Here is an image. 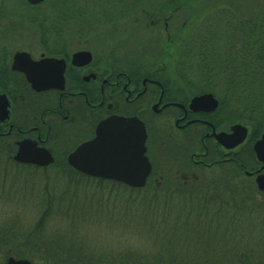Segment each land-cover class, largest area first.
I'll use <instances>...</instances> for the list:
<instances>
[{
    "label": "trees",
    "instance_id": "trees-1",
    "mask_svg": "<svg viewBox=\"0 0 264 264\" xmlns=\"http://www.w3.org/2000/svg\"><path fill=\"white\" fill-rule=\"evenodd\" d=\"M108 1L111 5L116 3L125 6L121 12L109 10L107 12L109 16H100L101 20L109 26L108 28L113 29L114 27L111 25L115 24L112 23L118 22L126 13L131 15L133 12L129 18L130 22H133L136 13L139 14L142 10L150 8L149 4H155L157 0ZM258 1L260 4L253 8L254 10L251 7V10L242 17L235 15L239 14L235 10L229 11L232 14L230 17H226V14L224 16L220 14L218 17L217 13H221L220 10L212 17L207 15L208 12L204 13L202 18L207 20L210 17L211 25L209 28H204V31L200 27L197 28L195 33L198 32V36H193L194 42L191 45L188 40L183 43L178 42V47H176L179 51H176L178 55L173 70L170 58L163 57L164 54H158L151 64L155 67L163 62V65L159 67L164 70L166 68L164 81H170L167 82L170 86H175V84L183 86L189 79V88L183 87L187 92L192 93V96L207 92L212 94L218 101L216 122L213 123L215 127L220 123L229 127L239 124L249 130V136L252 139L264 134V0ZM59 3V0H44L41 4L31 6L27 0H0V23L7 20L4 18L6 14L13 17V21L28 27L35 38H38L37 44L43 53L49 56H64L65 53L67 54V50L74 45L75 38L87 37L91 34V29L94 26L102 25V22L93 13H81V10H79L80 13H73L78 9L74 11L71 6H78L77 0H61V5H57ZM63 5H69V8ZM174 5L181 6L182 4L175 0ZM52 6L57 10H54ZM134 9L136 10L133 11ZM208 9L207 6L205 10ZM205 10L198 11V14ZM202 18L201 20H203ZM227 28L231 32L235 31L234 35H240V37H228L230 31ZM239 28L242 29L241 34L237 32ZM97 38L98 36L95 34L94 39ZM224 38L227 39L228 45L223 48L222 45L226 42L220 45L219 41ZM170 50H172V45ZM9 54V47L7 48L5 45L0 48L1 87L10 82L7 76V72H9L7 56ZM150 54L154 56L156 52L151 49ZM125 55L123 59L130 60L127 62L122 60L125 65L116 63L112 58L107 63L105 62L104 66L115 67L114 65L117 64L116 68L130 69L133 66L137 68L138 65L131 63V59ZM96 60L98 61V58ZM126 63H130L129 66ZM176 142L177 140H174L170 142L172 145H166V140H157L153 134L150 136L146 155L151 164V172L144 188L141 189H128L113 182L81 176L66 166V168L62 167V172L66 174L69 172L72 180H81L82 184L85 180V183H91L96 187L110 188L117 194L121 193L125 202L124 212L130 215L132 210L136 213L141 211L136 214L139 220H136L134 225L141 223L140 226H142V222L148 223L146 228L153 235L154 246L156 245L158 248L160 242L166 245L170 240L173 242L176 238L180 237L181 239L178 229L183 223V219L172 220L165 210L162 212L163 205H160L159 198L170 199L172 194L179 196L184 195L182 193L194 192L192 191L194 189L188 187L184 181L170 183L174 185L171 190V185H168L170 180L163 177L162 170H160L162 162L149 150V147L154 143L158 146L157 155L160 156L161 161L166 159L165 155H167L170 162L166 160L167 163L163 166L168 167L169 176H173L171 174L173 170L178 165H182L181 157L188 159L191 152L177 147ZM11 144L8 140L0 137V162L8 164L7 167L14 171L17 170L18 174L13 176L11 182L20 183L21 187L22 183L26 181L23 175L32 178L31 176L39 173V170L35 167L16 164L13 160L15 148ZM211 151L212 149L209 148L208 153L210 154ZM236 154L233 155L235 156L234 161L241 160L242 157L249 154V148L241 147ZM251 158L249 156V159ZM231 164L236 172L239 171V174H235V183L230 188L207 184L206 187L203 185L198 189L205 192L199 194L196 192L191 195V199H197L198 203H194L195 205L202 203L200 212L207 213L212 210L214 214L210 218L199 215V218L194 220L195 222L192 219L189 221V224L197 223L199 225L201 234L203 231H209L211 235H214V241H217V246L216 244L210 245L208 249L212 250L208 252L206 248L205 253L200 257L183 250L181 251L188 255H178L179 252L175 253L167 245V249L159 247L160 251L141 252L140 255L123 250L88 249L77 240L74 242L64 239L57 235L58 232H54L51 237L47 236L45 233L49 219L39 213L35 224L32 227L29 225L27 232H23L24 230L21 229L22 221L0 223V264H5L10 257L25 259L31 264H264V234L258 235V228L264 229V224H262L264 223V201L260 203L256 199L258 192L254 185L243 176L240 166L236 162ZM26 171L34 173L30 174ZM158 178L162 180L161 183L158 182ZM193 182L188 184L191 185ZM76 191L71 189L70 199ZM207 191L209 193L213 191L212 194L210 193L213 197ZM43 193L44 198H54L51 190ZM210 196L214 200L220 201L221 206L217 204L215 207L216 203H207ZM106 203L103 201L101 204ZM167 205L165 204V206ZM57 207L62 208L60 210L62 212L66 210L65 202L46 204L47 211ZM33 215L37 216L34 210ZM143 218H146L147 221H143ZM211 225L219 230L215 233ZM245 226L249 227L251 233L243 235ZM233 232L236 233L231 234Z\"/></svg>",
    "mask_w": 264,
    "mask_h": 264
},
{
    "label": "rangeland",
    "instance_id": "rangeland-1",
    "mask_svg": "<svg viewBox=\"0 0 264 264\" xmlns=\"http://www.w3.org/2000/svg\"><path fill=\"white\" fill-rule=\"evenodd\" d=\"M59 1L60 3L57 5H61V0ZM178 1L182 4L181 6H175V0H157L155 4H149L150 8L142 10L139 14L136 13V17L133 22H130L129 19L133 15V12L131 15L126 13L124 17L120 18L118 22L116 21L115 23H112L115 24L111 25L114 27L113 29H109V26L106 25L104 21L101 20V18L109 16L107 14L109 10H113L117 13L121 12V10L125 8L124 5L116 3L111 5L108 0H104L103 2L102 0H77L79 7L77 5L74 7L71 6L74 11L75 9H78L73 13H80L79 10L82 11L81 13H93L94 16H98V19L102 22V25L94 26V30L91 29V34L83 39L75 38L74 45L71 46V49L67 50V54L71 55L81 51H88L91 52L95 58H98V62L104 63L105 65V62L107 63L109 59L112 60V58L116 63L119 64H124L122 60L126 62L130 61L129 59H123V56L127 53L125 56L131 59V63L138 65L137 68H134L135 70H138V68L144 67L148 64H152L154 59L157 58L158 54H164L163 57L170 58V64H172L171 69L173 70L178 55V52L176 51H179L177 48L178 42L181 41V43H183L184 41L188 40V43L191 45L194 42V37L198 36V32L195 33L197 28L200 27L202 31H204V28H209V25H211L209 18L212 17L213 14L217 13L218 10L221 12L217 13L218 17H220V14L223 16L226 14V17H230L232 14L229 11L232 12L233 10L239 13L235 15L242 17L251 10V7L253 9L257 7L258 4H260L258 0ZM63 6H67L69 8V5ZM207 6L209 9L205 10ZM52 7L54 10H57V8L54 6ZM200 10L205 11L201 13L199 12L198 14V11ZM206 12H208L207 15H211L207 20L206 18H202V15ZM4 18L7 20L0 23V48L5 45L7 48H10V54L7 56L8 70H10L12 56L17 52H26L33 58L38 59L43 53L38 47V38H35V36L32 34V31L28 27L19 25L20 23L13 21V17H9V15L6 14ZM201 18L203 20H201ZM227 30L230 31L228 37H240V35H234L235 31L231 32V30L228 28ZM237 32L241 34L242 29L239 28ZM95 34L98 36L97 39H94ZM223 42L226 43L223 44L222 47H227L228 42L226 38L220 40L219 44L221 45ZM171 45L172 50H170ZM150 48L156 52L154 56L150 54ZM129 52L131 53L130 55ZM126 64L129 66L130 63ZM162 64L163 62L160 63L159 66ZM116 65L117 64L114 66L117 67ZM159 66L155 65L154 67L151 65V68L147 69V71H153V69L158 70V76L160 73H162L159 78L164 81L163 79H165L166 76L164 72L167 70L166 68L164 70ZM117 69L123 70L122 73H125L127 76H129V78L136 74L133 69H126L123 67H119ZM179 70L181 71L182 69ZM7 73L9 81H11L14 76H12L10 72ZM179 86V84H175V87ZM183 86L189 88V79L186 80L185 85ZM232 126L230 125L229 127L228 125L225 126L220 123L219 125H216L215 129L218 131H228V128H231ZM158 131L160 130H156V132ZM154 137L155 139L157 138L156 135ZM11 140L13 141V138H11ZM180 140H177L176 142L177 147L191 151L189 155L195 154L193 160L196 163H200L195 164V168L193 170L191 169V171L178 170L174 174L175 176H169V172L164 167V164H166L167 161L170 162L167 155H165L166 159L164 158L161 161L160 156L157 155L159 152L158 146L154 145V143H152L153 145L149 147V150H151V153H153L155 157L160 162H162V169L160 170H162L163 177H167L170 180L168 185H171V190H173L174 185L170 183H175L177 181H184L188 187L194 189L192 190L194 192L182 193L184 195L175 196L172 194V198H170L169 195L170 199L163 200L162 197L159 198L160 205H163L162 212L165 210V213H168L172 220L183 219V223H181V226L178 229V233L181 234V239L180 237L176 238L173 242L170 240L166 245L175 253L179 252L178 255H188L183 252L186 251L189 254L200 257L201 254L205 253L204 250L206 248L208 252L212 250L208 249L210 248V245L216 244L217 246V241H214V235H211L209 231H203V234H201L199 225H197V223L189 224V221L191 219L193 221L197 220L199 215L210 218L213 214V211L211 210L212 213L210 211L207 213L200 212L202 203L195 205L194 203H198L197 199H191V195L195 194L196 192L198 194L205 192L198 189L203 185L206 187L207 184L211 186L220 185V187L228 189L235 183V174H239V171L236 172L232 167L233 164L231 163H219L225 159L223 158V153L226 151L221 152V154L220 151L223 150H220V145L216 142L214 145L215 147L213 146L214 149L212 147V142L209 143L212 150H215V154L213 155L214 159L211 158V155L203 159L201 158L202 156L199 158V155H202V145L200 142H197L195 139L189 143L184 141L183 144ZM240 148L241 147L235 149L233 152L237 153ZM190 157L185 159L188 164L189 162L192 163V161L189 160ZM233 158L235 159V156H233ZM236 159H238L237 156ZM241 162H244V166L248 171H251V166L245 162V157L241 159ZM7 165L8 164H2L0 162V223H3V221H22L23 223L21 229L22 231L24 230L23 232H27L29 225L32 227L35 224L37 217H39L38 214L41 213L43 217L49 219L48 225L46 227V233L44 232L47 234V236L51 237L54 232H58L57 235L63 237L64 239L74 242L77 240L88 249L123 250L124 252L130 251L137 255H140L139 253L141 252L153 253L160 251L161 249H159V247L162 249H167L165 243L163 242L159 243L158 248H156V245L154 246L153 235L150 234L149 229L146 228L148 223L142 222V226H140L141 223L134 225V222L139 220L136 214L141 211L136 213L132 210L130 211V215L125 213V202L121 197V193L117 194L111 191L110 188L104 189L101 187H96L91 183H85V180L83 184L81 180H72L69 172L67 174L62 172V167L65 166L63 164L59 165L58 163H54L53 166L37 168L39 173H35L33 176H31L32 178L29 176L25 177L23 175V178L24 180L26 179V181L23 182L20 187V183L11 182V180L14 178L13 176L18 174L16 173L17 170L14 171L12 168H8ZM66 167H68V165H66ZM255 169H258V167L256 166ZM26 172H29L30 174L34 173L32 171ZM158 179V182L161 183L162 180L160 178ZM248 180L250 181V179ZM191 182L193 183L189 185L188 183ZM113 183L119 184L117 182ZM253 185L258 192L256 194V199L260 203L263 202L264 192L260 193L258 191L255 182ZM44 188L45 191L51 190L53 192V199L44 198ZM71 189L77 191L70 199ZM212 192L213 191L210 193L212 194ZM210 193L209 195H211ZM211 196L207 203H216L215 207H217V204L221 206L220 201L214 200L212 198L213 196ZM103 201L104 203H107L102 205L101 203H103ZM165 201L172 203H166ZM63 202H65V211H60L62 208L59 207L54 208L51 211H47L46 204H59ZM165 204L168 205L165 206ZM33 210L37 215L36 217L33 215ZM154 216L159 218L157 215ZM176 216L178 217L176 218ZM143 221H147L146 218H143ZM195 226L198 228L197 230ZM211 227L213 230H215V233L219 230V228H214L212 225ZM245 227L243 228V235L248 234L249 232V227ZM235 233L236 232H233L231 234ZM263 234L264 229L258 228V235Z\"/></svg>",
    "mask_w": 264,
    "mask_h": 264
},
{
    "label": "flooded vegetation",
    "instance_id": "flooded-vegetation-1",
    "mask_svg": "<svg viewBox=\"0 0 264 264\" xmlns=\"http://www.w3.org/2000/svg\"><path fill=\"white\" fill-rule=\"evenodd\" d=\"M81 52L88 53L90 60L79 66L72 63L75 53H65L64 56L58 57L42 53L38 59L27 53L32 61L47 58L64 63L62 90L49 89L39 92L31 88L23 73L11 69L13 58L19 52L12 56L9 72L14 78L0 86V96L7 102V118L0 121V137L11 141L15 148L14 153L18 143L30 142L50 154L54 162L48 166H53L54 163L66 166L67 157L77 147L95 137L96 127L109 117L116 116L136 118L142 123L146 134V154L150 136L153 134L157 136V140H166V145L174 140L181 139L184 144V141L196 139L202 145V155H199V158L202 156L204 159L208 155L214 157L215 150L208 153L211 148L209 143L212 142V147L215 145L212 133H227L230 128L228 131L215 129L213 123L216 122L217 108L210 113L189 109L193 98L210 93L192 96L182 85L170 86L169 81L165 82L159 78L162 73L158 76V70L147 71L151 64L138 70L133 66L136 74L129 78L122 73L123 70L98 62L91 52ZM158 129L161 132H156ZM258 139L260 136L252 139L247 132L244 141L235 148H249V154L244 157L245 162L251 166V171L246 169L241 160L234 161L235 149L219 147L223 150L220 153L226 151L223 153L225 159L222 162H236L243 176L250 179L252 184L258 176L264 175V164L258 161L253 148ZM194 155H188L192 161L189 164L181 157L182 165H178L172 175L178 170L191 171L195 164H200L193 160ZM249 156L252 158L249 159ZM256 166L258 169H255Z\"/></svg>",
    "mask_w": 264,
    "mask_h": 264
},
{
    "label": "water",
    "instance_id": "water-1",
    "mask_svg": "<svg viewBox=\"0 0 264 264\" xmlns=\"http://www.w3.org/2000/svg\"><path fill=\"white\" fill-rule=\"evenodd\" d=\"M30 5H37L44 0H27ZM90 55L84 52L75 53L72 63L84 65ZM12 70L24 74L31 88L37 92L49 89L62 90L64 63L61 60L42 58L32 61L26 53L15 54ZM7 102L0 96V121L7 118ZM217 108V101L211 94L197 96L191 100L189 109L194 112L210 113ZM247 130L234 125L229 133H212L221 147L232 150L246 138ZM146 134L141 122L136 118L112 116L102 121L95 130V137L77 147L68 157L67 164L85 176L117 182L132 189H141L151 172L150 163L145 156ZM254 152L259 162L264 164V134L254 144ZM14 161L20 164L39 167L53 162L50 154L37 148L34 143H18ZM257 189L264 191V175L255 179ZM5 264H31L24 259L8 258Z\"/></svg>",
    "mask_w": 264,
    "mask_h": 264
}]
</instances>
